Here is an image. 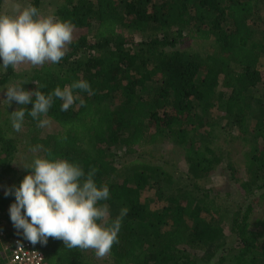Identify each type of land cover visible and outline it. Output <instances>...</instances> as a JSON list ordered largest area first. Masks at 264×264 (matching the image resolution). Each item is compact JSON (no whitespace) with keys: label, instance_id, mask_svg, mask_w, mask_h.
<instances>
[{"label":"trees","instance_id":"16d2710c","mask_svg":"<svg viewBox=\"0 0 264 264\" xmlns=\"http://www.w3.org/2000/svg\"><path fill=\"white\" fill-rule=\"evenodd\" d=\"M40 3L32 6L39 10ZM56 14L77 35L58 64L28 76L25 90L49 94L83 79L92 93L74 90L83 104L77 100L68 111L56 99L48 113L58 125L53 132L43 133L27 115L24 124L31 147L43 146L38 155L75 162L85 174L95 170L97 185L109 187V199L100 202L109 207L106 226L127 209L111 254L114 264H264V216L251 218L256 192L264 201V98L251 93L264 82V0H63ZM190 40L209 42L211 51L183 46ZM13 73L6 68L0 88ZM23 107L30 111L33 103L18 109ZM216 112L226 124L215 120ZM218 128L228 130V142L234 132L246 138L245 177L218 145ZM160 140L184 150V183L175 188L173 172L137 150ZM17 151L18 143L0 125L4 216L15 202L5 191L30 171L13 165ZM137 151L138 157L119 166L122 155ZM222 164L228 181L252 198L230 216L219 193L202 186ZM149 190L154 197L146 195ZM226 218L235 236L230 246ZM11 236L24 238L22 231L5 238ZM36 245L48 264H89L84 249H68L60 239ZM0 264H8L1 247Z\"/></svg>","mask_w":264,"mask_h":264},{"label":"clouds","instance_id":"9594fccd","mask_svg":"<svg viewBox=\"0 0 264 264\" xmlns=\"http://www.w3.org/2000/svg\"><path fill=\"white\" fill-rule=\"evenodd\" d=\"M73 32V24L52 16L42 18L35 6L24 7L16 15L0 14V67L15 70L26 63L58 64L66 55ZM74 90L92 93L90 83L83 79L63 88L58 86L49 94L27 91L18 85L7 87L9 105L13 101L25 106L33 103L30 111L23 107L10 113L12 128L20 132L26 115L36 120L39 128L49 126L48 113L56 99L62 101L61 111H68L80 100ZM41 150L42 145L32 148L34 153ZM26 168L29 174L19 186L5 191L6 196L15 197L9 208L13 227L22 231L23 237L33 245H46L51 237L62 240L68 249H91L102 260L110 257L118 243L127 209H122L106 226L109 207L100 202L107 201L110 192L106 184L97 185L95 170L85 174L79 164L50 153L35 156Z\"/></svg>","mask_w":264,"mask_h":264},{"label":"rangeland","instance_id":"374dc122","mask_svg":"<svg viewBox=\"0 0 264 264\" xmlns=\"http://www.w3.org/2000/svg\"><path fill=\"white\" fill-rule=\"evenodd\" d=\"M34 0H4V3L1 8L2 14L8 15H16L18 10H22L24 7L32 6ZM63 3V0H41L39 12L41 17L52 16L56 19H59L57 16V10L59 6ZM264 18V17H263ZM77 33L73 32V39L76 37ZM193 44L194 47L200 50L203 53H208L211 51L210 43L205 41H186L183 46H189ZM2 63V61H0ZM46 64H51V62H47ZM43 65L32 66L31 64H23L17 67L14 70L13 75L10 77L9 81L0 88V125H3L11 134L13 139L18 143V151L16 153V159L13 165L21 172L27 169L26 167L31 165L32 160L35 156H38V152L34 153L32 151V147L29 141V133L27 130L26 124H23L22 130L20 132H16L11 125L10 113L16 111L19 107V104L13 101L10 105L7 99V87L12 85L23 86L25 89L27 87V82L29 81L28 76L33 75L36 71L41 68ZM259 69L264 73V53L261 58V63L259 65ZM6 72V68L0 67V75ZM260 89L251 90L252 95L260 96L264 98V82L261 84ZM222 89V88H220ZM227 91V90H226ZM230 91V90H229ZM221 112H216L215 120L220 121L222 124H226L222 122L220 119L222 118ZM226 125V129H230L231 126ZM58 125L54 121L51 120V124L42 129L43 133L53 132L57 129ZM219 135V146L223 149H226L229 152V155L235 164V166L240 169V176L245 177L244 172V150L246 149V138H243V135L237 134L234 132L235 140L232 142H228L230 139V135H227V131H223L218 128ZM217 134V133H216ZM216 147V146H215ZM139 152H144L142 158L147 161H151L154 163H160L164 166L165 169L173 172L175 177V182L172 185V188L180 186L184 183V177L182 172L184 173L187 169V163L185 161V154L183 148H180L174 145L169 140H160L154 145L145 146V147H137ZM138 151L134 155L123 156L119 161V166H121L124 161L135 159V157L139 156ZM229 173L224 164L217 167L214 172L208 177V179L202 181V186H205L208 189H212L213 193H219L220 200L225 203V206L230 210L229 216L233 211L238 209L239 207H245L252 198H247L244 194L241 193L239 188L236 187L234 183H230L228 181ZM6 188V180L0 178V194ZM146 195L154 197V190H149L146 192ZM256 199L254 203V209L252 214V221H255L258 218L264 216V201L257 200V197H260V193L256 192ZM218 217V221H221ZM224 226L227 228L226 231L229 236V246L235 242V236L231 235V231L228 229V218L224 220ZM4 232L7 235V232H19L13 227V224L10 220V216H4L0 214V232ZM6 236H2L0 234V247L1 252L7 259L8 257V248L9 241ZM85 255L87 256V261L89 264H114L113 258L110 256L106 259H98L95 257L93 250L88 249L84 250ZM212 264V263H211ZM213 264H216L214 262Z\"/></svg>","mask_w":264,"mask_h":264},{"label":"built area","instance_id":"2783aa9c","mask_svg":"<svg viewBox=\"0 0 264 264\" xmlns=\"http://www.w3.org/2000/svg\"><path fill=\"white\" fill-rule=\"evenodd\" d=\"M2 236H6L2 231ZM8 248V264H48L44 251L20 236H11Z\"/></svg>","mask_w":264,"mask_h":264}]
</instances>
